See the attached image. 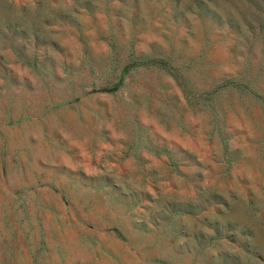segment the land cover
<instances>
[{
  "label": "rangeland",
  "instance_id": "1",
  "mask_svg": "<svg viewBox=\"0 0 264 264\" xmlns=\"http://www.w3.org/2000/svg\"><path fill=\"white\" fill-rule=\"evenodd\" d=\"M0 264H264V0H0Z\"/></svg>",
  "mask_w": 264,
  "mask_h": 264
}]
</instances>
